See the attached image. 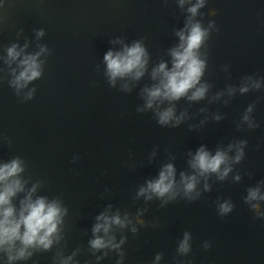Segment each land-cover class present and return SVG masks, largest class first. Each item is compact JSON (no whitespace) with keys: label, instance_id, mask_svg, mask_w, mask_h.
<instances>
[{"label":"water","instance_id":"95a60500","mask_svg":"<svg viewBox=\"0 0 264 264\" xmlns=\"http://www.w3.org/2000/svg\"><path fill=\"white\" fill-rule=\"evenodd\" d=\"M192 3L0 4V162L19 158L25 188L35 184L34 197L58 200L66 209L59 240L11 264H60L68 256L70 264H264V200H246L250 188L264 192V0H205L194 17L208 29L199 49L205 60L201 82L209 86L205 96L172 101L176 115L186 114L176 125L159 124L155 105L144 107L143 89L156 83L151 71L162 61L171 67L169 50L179 43L176 32ZM133 41L148 53L144 75L110 82L104 53ZM13 44L26 54L40 52V76L21 89L11 83L17 62H6ZM249 77L261 87L241 93ZM229 88L235 89L231 95ZM250 105L254 127L242 119ZM241 140L242 158L230 161L223 179L215 173L200 177L191 198L182 190L174 199L137 195L164 164H173L179 181L181 172L193 173L190 153L201 145L214 154ZM23 195L13 202L18 205ZM224 202L232 207L222 214ZM106 209L127 214L132 223L113 226L115 241L123 239L118 250H93L92 227ZM185 232L190 250L181 254ZM0 262L8 264L4 253Z\"/></svg>","mask_w":264,"mask_h":264},{"label":"clouds","instance_id":"9594fccd","mask_svg":"<svg viewBox=\"0 0 264 264\" xmlns=\"http://www.w3.org/2000/svg\"><path fill=\"white\" fill-rule=\"evenodd\" d=\"M181 6L185 0H179ZM3 0H0V4ZM205 3V0H195L187 12L185 26L176 32L179 43L169 50L171 57V67L166 62H160L153 67L151 78L154 83L151 87L143 89L145 108H153L155 105L158 123L167 125L179 124L185 118V113L175 114V109L171 106L172 101L187 97L190 101L202 99L208 85L201 82V77L205 69V60L201 58L199 49L208 36V29L202 27L199 21L194 20L197 11ZM37 35H42L38 32ZM122 43V42H121ZM26 47V45H25ZM44 51L43 48L40 50ZM35 54H26L23 48L17 49L13 44L7 49V61L17 62L19 72L13 69L14 75L11 83L17 88H24L29 81L40 76V62ZM103 60L106 66V73L109 81L114 83L117 78L129 77L138 80L144 75L148 63V53L139 41L131 44H122L119 50L109 49L104 53ZM250 83L242 84L239 88L241 93L249 90V87L260 88L259 80L248 78ZM235 91L229 88L231 95ZM31 95V93H29ZM220 94L218 93L217 96ZM169 102V106L160 109V104ZM252 111L250 105L242 119L248 122L249 127L256 125L250 119L248 113ZM220 119L219 116L214 117ZM246 141H239L236 144H229L227 149L217 148L215 153H211L204 145L198 147L194 153H190L191 159L188 161L192 174L180 173L179 181L176 180V170L171 163L164 164L157 176L147 180L145 186L140 187L137 195H143L145 199L157 198L174 199L178 190H182L186 197L191 198L195 191L200 177H207L209 173H215L219 179H223L231 170L230 161L238 162L243 156V145ZM235 148V155L229 157L228 152ZM24 171L23 162L19 158H12L0 162V253L7 257L8 264L16 260H23L29 257L33 249H48L54 241L59 240V226L66 209L58 200H49L44 196H35L36 185L25 188L26 181L22 179L21 173ZM237 180L239 176L235 177ZM205 184V189H207ZM18 193H24L18 205L13 202ZM247 201L264 200V192L259 187L250 188L246 197ZM252 208H257V204H252ZM231 204L224 202L220 205V212L227 213L231 210ZM96 223L92 227L93 239L89 241L90 247L96 249H119L121 241L116 242L111 234L113 226L125 227L131 224L127 214L122 218L119 212L109 213L106 209L96 216ZM135 232V226L132 227ZM102 234V235H99ZM190 236L184 233L183 239L179 242L177 251L186 254L190 250ZM75 253H73L74 255ZM99 259V257H97ZM161 255L157 254L155 261H159ZM72 256L62 258L60 264H70ZM2 264V262H0Z\"/></svg>","mask_w":264,"mask_h":264}]
</instances>
